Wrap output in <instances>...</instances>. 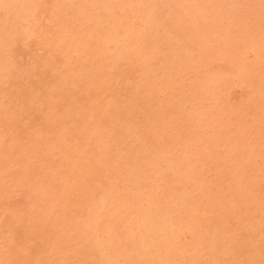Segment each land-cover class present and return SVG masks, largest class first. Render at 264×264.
<instances>
[{
  "label": "rangeland",
  "instance_id": "obj_1",
  "mask_svg": "<svg viewBox=\"0 0 264 264\" xmlns=\"http://www.w3.org/2000/svg\"><path fill=\"white\" fill-rule=\"evenodd\" d=\"M263 25L264 0H0V264H264Z\"/></svg>",
  "mask_w": 264,
  "mask_h": 264
},
{
  "label": "bare ground",
  "instance_id": "obj_2",
  "mask_svg": "<svg viewBox=\"0 0 264 264\" xmlns=\"http://www.w3.org/2000/svg\"><path fill=\"white\" fill-rule=\"evenodd\" d=\"M155 5H156V4H155ZM152 6H153V5H152ZM154 7H155V6H154ZM151 8H152V7H151ZM157 8H158V7H157ZM131 9H132V8H131ZM152 10H153V9H152ZM156 11H157V10H156ZM152 12H153V11H152ZM174 12H175V11H174ZM176 12H177V10H176ZM151 14H152V13H151ZM178 18H179V17H178ZM133 19H134V18H133ZM183 19H184V17L182 18V20H183ZM179 20H180V18H179ZM260 22H263V21H260ZM219 23H221V22H219ZM189 24H190V23H189ZM217 24H218V23H217ZM261 24H262V23H261ZM261 24H260V25H261ZM185 25H186V23H185ZM221 26H222V25H221ZM263 26H264V25H263ZM263 26H262V27H263ZM259 27H260V26H259ZM175 28H177V27H175ZM218 28H220V27H218ZM23 29H24V28H23ZM179 29H180V28H179ZM168 30H169V29H168ZM174 30H175V29H174ZM108 31H109V29H108ZM175 31H177V30H175ZM218 31H219V30H218ZM231 31H232V30H231ZM259 31H260V30H259ZM109 32H110V31H109ZM111 32H112V34H110V35H111V36H114V35H113L114 30L111 31ZM166 32H167V31H166ZM190 32H192V31H190ZM209 32H210V31H209ZM263 32H264V31H263ZM171 33H172V31H171ZM176 33H178V31H177ZM261 33H262V32H261ZM108 34H109V33H108ZM110 35H109V36H110ZM213 35H214V34H213ZM262 35H263V34H262ZM174 36H175V35H174ZM184 36H185V35H184ZM189 36H190V35H189ZM189 36H188V37H189ZM232 36H233V35H232ZM114 37H116V36H114ZM151 37H152V36H151ZM179 37H180V36H179ZM182 37H183V36H182ZM188 37H187V38H188ZM208 37H209V36H208ZM184 38H185V37H184ZM209 38H210V37H209ZM182 39H183V38H182ZM254 40H255V39H254ZM118 41H119V40H118ZM146 41H147V40H146ZM219 41H221V40H219ZM154 43H155V42H154ZM158 44H159V43H158ZM153 45H154V44H153ZM122 46H123V45H122ZM122 46H120V47L118 46V47H119L118 50H120V48H121ZM150 47H151V46H150ZM160 48H161V47L158 46V49H160ZM150 49H151V48H150ZM118 50H117V51H118ZM126 50H127V49H126ZM126 50H125V51H126ZM155 50H156V49H155ZM120 51H121V50H120ZM123 51H124V50H123ZM127 51H128V50H127ZM127 51H126V52H127ZM153 51H154V50H153ZM126 52H125V55H126ZM159 52L161 53L162 50L159 51ZM164 53H166V52L164 51ZM128 54H129V52H128ZM128 54H127V55H128ZM127 55H126V59H127V57H128ZM152 55H153V54H152ZM157 55H158V54H157ZM162 55H163V54H162ZM165 55H166V54H165ZM118 56L120 57V54H119ZM123 56H124V54H123ZM129 56H131V54H130ZM176 56H178V55H176ZM179 57H180V56H179ZM179 57H178V58H179ZM117 58H118V57H117ZM121 58H122V56H121ZM124 58H125V57H124ZM159 58H160V57H159ZM162 58H163V57H162ZM165 58H166V56H165ZM168 58H169V57H168ZM120 60H122V59H120ZM175 60H176V59H175ZM175 60H173V62H174ZM114 61H115V60H114ZM117 61H118V60H117ZM117 61H116V62H117ZM166 61H168V59H167ZM120 62H122V61H120ZM124 62H125V61H124ZM170 62H171V61H170ZM146 63H147V62H146ZM121 64H122V63H121ZM121 64L119 63V65H121ZM124 64H125V63H123V66H125L127 63H126L125 65H124ZM173 64H175V63H173ZM114 65L117 66V67L119 68L118 64L115 63ZM170 65H171V64H170ZM115 66H114V67H115ZM117 67H116V69H117ZM152 69H153V68H152ZM164 69H165V68H164ZM120 70H122V69L120 68ZM154 70L157 71L156 69H154ZM167 70H168V69L164 70V72L167 71ZM147 71H148V70H147ZM160 71H161V70H160ZM160 71H159V72H160ZM171 71H172V68H171ZM154 73H155V72H154ZM156 73H158V72H156ZM150 74H151V72H150ZM150 74H149V75H150ZM159 74H160V73H159ZM98 77H99V76H98ZM155 77H156V76H155ZM155 77H151V78H154V79H155ZM146 79H148V78H146ZM148 80H149V79H148ZM155 80H156V79H155ZM139 88H140V87H139ZM52 91H53V90H52ZM55 93H56V92L53 91L52 94H54V96H55V95H56ZM133 93H134V92H133ZM49 94H50V93H49ZM132 95H133V94H132ZM52 97H53V96H52ZM55 97H56V98H57V97H60V95L57 94V96H55ZM131 99H132V98H131ZM63 100H64V99H62V101H63ZM32 101H33V100H32ZM32 101H31V102H32ZM57 101H58V100H57ZM59 101H60V100H59ZM29 102H30V101H29ZM58 104H59V103H58ZM60 105H61V103H60ZM159 105H162V104H159ZM165 105H166V104H165ZM174 106L176 107L177 104L174 105ZM58 107H59V106H58ZM155 107H156V106H155ZM155 107H154V109H155ZM162 107H164V104H163ZM162 107H161V109H163ZM166 107H167V105H166ZM159 108H160V107H159ZM168 108H169V107H168ZM154 109H153V110H154ZM164 109H165V107H164ZM171 109H172V107H171ZM173 109H174V108H173ZM38 110H41V108H39ZM45 110H46V109H45ZM148 111H149V110H148ZM160 111H162V110L159 109V112H160ZM168 111H169V109H168ZM51 112H52V111H51ZM151 112H152V111H151ZM169 112H170V111H169ZM36 113L38 114L39 111H37ZM46 114H47V113H46ZM49 114H50V113H49ZM172 114H174V113H172ZM43 115H45V114H43ZM50 115H52V114H50ZM154 115H155V113H154ZM43 117H44V116H43ZM43 117H42V118H43ZM48 117H49V116H48ZM46 118H47V117H46ZM119 119H120V118H119ZM48 120H49V119H48ZM51 120L53 121V119H51ZM54 120H55V119H54ZM122 165H123V164H122ZM123 167H124V166H122V168H123ZM103 190H104V189H103ZM101 203H102V202H101ZM104 204H105V203H104ZM99 205H100V204H99ZM102 207H103V205H102ZM180 209H181V208H180ZM109 210L111 211V208H110ZM112 210H113V209H112ZM112 212H113V211H112ZM112 212H110V213H112ZM58 222H59V221H58ZM170 224H171L172 226L174 225V224L172 223V221H171ZM143 225H145V224H143ZM171 225H169V226L167 225V226H168V227H171ZM149 226H150V225L148 224L147 227H149ZM167 226H166V230H167ZM139 227H140V226H139ZM142 227H143V226H141V228H142ZM144 228H145V227H144ZM148 229H149V228H148ZM148 229H147V230H148ZM168 229H169V228H168ZM170 229H171V228H170ZM119 230H120V229H119ZM120 231H121V230H120ZM164 231H165V230H164ZM146 232H147V231H146ZM92 233H93V232H91V234H92ZM149 233H150V232H149ZM149 233H148V234H149ZM152 233H153V232H152ZM87 234H88V233H87ZM93 234H95V231H94ZM146 234H147V233H146ZM148 234H147V235H148ZM167 234H168V232H166V235H167ZM137 235H138V234H137ZM137 235H136V237H138ZM263 235H264V234H263ZM91 236H93V235H91ZM99 236H100V235H99ZM134 236H135V235H134ZM139 236H140V235H139ZM148 236H150V235H148ZM164 236H165V235H164ZM168 236H169V234H168ZM152 237H153V234H152ZM94 238H95V236H94ZM96 238H97V237H96ZM125 238H126V240H127V237H125ZM129 238H131V237H129ZM262 238H263V236H262ZM92 239H93V238H92ZM92 239L90 240V242L92 241ZM132 239H133V237H132ZM132 239H131V240H132ZM154 239H155V238H154ZM167 239H168V237H167V238L165 237V240H167ZM13 240H14V239H13ZM13 240H12V242L14 243L15 240H14V241H13ZM88 240H89V239H88ZM99 240H102V238L98 239V241L96 240L95 243L99 242ZM131 240H130V241H131ZM17 241H18V240H17ZM94 241H95V240H94ZM127 241H129V240H127ZM130 241H129V242H130ZM134 241H136V240H134ZM161 241H162V240H161ZM161 241H158V242L160 243V245H161ZM101 242H103V241H100V243H101ZM92 243H93V242H92ZM130 243H131V242H130ZM98 246H99V245H98ZM129 246H130V245H129ZM102 247H103V246H102V243H101V247H100V248H102ZM161 248H162V247H161ZM161 248H160V249H161ZM130 249H131V248H130ZM164 249H165V248H164ZM162 250H163V249H162ZM165 250H166V249H165ZM165 250H163V251H165ZM160 251H161V250H160ZM166 252H167V251H166ZM165 254H166L167 257H169L171 253H170V254H169V253H165ZM167 254H169V255H167ZM158 256H160V258L162 259V258H163L162 256H164V255H163L162 253H160V255H158ZM160 258H158V259L160 260ZM165 258H166V257L164 256L163 259H165ZM104 259H105V258H104ZM158 259H157V260H158ZM163 259H162V260H163ZM170 259L173 260V257L170 258ZM176 259H177V258L174 257V260H175L174 262L171 260V261L173 262V264H175V263L178 264V261L176 262ZM171 261H169V262H170V263H169L168 261L165 260L166 264H167V263L171 264ZM180 261H181V260H180ZM153 262H154V261H153ZM165 262H163V264H165ZM181 262H182V261H181ZM183 263H184V262H183ZM183 263H181V264H183ZM161 264H162V263H161ZM179 264H180V263H179ZM185 264H186V263H185Z\"/></svg>",
  "mask_w": 264,
  "mask_h": 264
}]
</instances>
